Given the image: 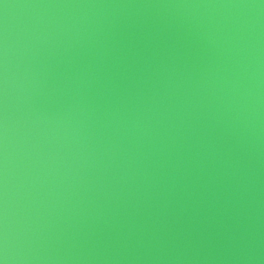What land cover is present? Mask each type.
<instances>
[{"label":"water","instance_id":"water-1","mask_svg":"<svg viewBox=\"0 0 264 264\" xmlns=\"http://www.w3.org/2000/svg\"><path fill=\"white\" fill-rule=\"evenodd\" d=\"M0 264H264V0H0Z\"/></svg>","mask_w":264,"mask_h":264}]
</instances>
